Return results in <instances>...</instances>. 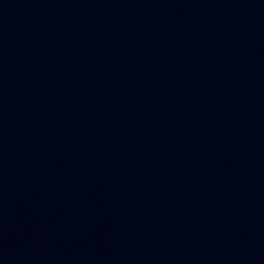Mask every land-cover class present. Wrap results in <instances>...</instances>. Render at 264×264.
<instances>
[{"label":"water","instance_id":"water-1","mask_svg":"<svg viewBox=\"0 0 264 264\" xmlns=\"http://www.w3.org/2000/svg\"><path fill=\"white\" fill-rule=\"evenodd\" d=\"M0 264H264V0H0Z\"/></svg>","mask_w":264,"mask_h":264}]
</instances>
